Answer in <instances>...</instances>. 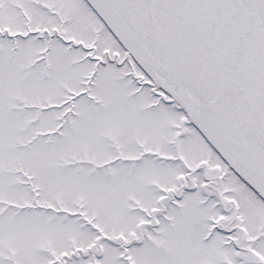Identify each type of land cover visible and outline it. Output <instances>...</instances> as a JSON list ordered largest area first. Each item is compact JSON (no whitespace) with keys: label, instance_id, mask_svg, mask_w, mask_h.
<instances>
[{"label":"snow or ice","instance_id":"snow-or-ice-1","mask_svg":"<svg viewBox=\"0 0 264 264\" xmlns=\"http://www.w3.org/2000/svg\"><path fill=\"white\" fill-rule=\"evenodd\" d=\"M0 264H264V0H0Z\"/></svg>","mask_w":264,"mask_h":264}]
</instances>
